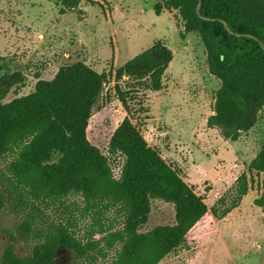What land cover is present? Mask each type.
<instances>
[{
	"label": "trees",
	"instance_id": "1",
	"mask_svg": "<svg viewBox=\"0 0 264 264\" xmlns=\"http://www.w3.org/2000/svg\"><path fill=\"white\" fill-rule=\"evenodd\" d=\"M82 1L63 5L73 10ZM162 2L156 15L162 7L180 13L186 33L202 40L210 74L221 81L208 128L239 141L264 111V19L244 17L239 0ZM173 58L156 41L109 73L77 61L8 102L14 84L19 92L25 82L15 75L0 78V212L9 210L19 220L6 232L0 264H55L61 251L70 264H160L187 243L209 212L221 221L240 206L251 188L247 174L210 209L134 123L138 113H148L143 97L161 91ZM112 82L127 117L106 155L89 140L88 127ZM251 171L264 175V146ZM154 200L172 204L175 221L144 230ZM254 202L264 213V181ZM20 244L29 249L27 256L16 253Z\"/></svg>",
	"mask_w": 264,
	"mask_h": 264
},
{
	"label": "rangeland",
	"instance_id": "2",
	"mask_svg": "<svg viewBox=\"0 0 264 264\" xmlns=\"http://www.w3.org/2000/svg\"><path fill=\"white\" fill-rule=\"evenodd\" d=\"M244 17L264 19V0H239ZM95 2V4H93ZM162 0H84L67 9L63 0H0V78L19 76L5 102L31 93L39 80H52L66 64L82 61L99 73H109L164 42L174 58L159 92L145 93L144 107L134 123L148 144L179 171L187 184L211 209L228 195L240 176L251 188L240 206L221 221L211 212L190 232L187 243L160 264H264V213L255 205L264 175L251 164L264 146V111L255 128L237 142L226 141L207 126L213 114L215 92L221 81L208 69L207 53L196 32L186 33L178 11L155 6ZM108 84L93 111L88 138L108 154L109 142L127 117ZM116 174L118 162L113 164ZM172 204L154 200L148 224H173ZM19 222L9 210L0 212V259ZM23 257L29 249L20 244ZM55 264H70L65 251Z\"/></svg>",
	"mask_w": 264,
	"mask_h": 264
},
{
	"label": "water",
	"instance_id": "3",
	"mask_svg": "<svg viewBox=\"0 0 264 264\" xmlns=\"http://www.w3.org/2000/svg\"><path fill=\"white\" fill-rule=\"evenodd\" d=\"M202 18L205 19V20H211V19L206 18V17H202ZM222 23L226 26L227 31H229L230 33H232L230 27L228 26V23H227L226 21H223V20H222ZM239 36H240V35H239ZM251 37H252V36H251ZM262 46L264 47V45H262Z\"/></svg>",
	"mask_w": 264,
	"mask_h": 264
}]
</instances>
